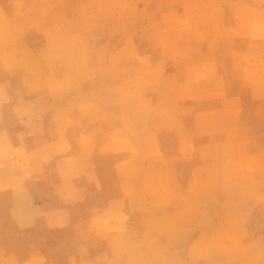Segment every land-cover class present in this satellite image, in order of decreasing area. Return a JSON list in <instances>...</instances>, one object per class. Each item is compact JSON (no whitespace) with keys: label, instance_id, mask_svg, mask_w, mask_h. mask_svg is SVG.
<instances>
[{"label":"crops","instance_id":"crops-1","mask_svg":"<svg viewBox=\"0 0 264 264\" xmlns=\"http://www.w3.org/2000/svg\"><path fill=\"white\" fill-rule=\"evenodd\" d=\"M81 1L0 0V264L177 256L179 213L221 191L206 152L247 129L264 144L258 0H221V40L164 42L145 21L88 23Z\"/></svg>","mask_w":264,"mask_h":264},{"label":"rangeland","instance_id":"rangeland-1","mask_svg":"<svg viewBox=\"0 0 264 264\" xmlns=\"http://www.w3.org/2000/svg\"><path fill=\"white\" fill-rule=\"evenodd\" d=\"M255 3L264 6V0ZM80 4L88 23L89 11L94 10L93 19L104 24L125 20L136 26L145 21L149 26L145 33L157 32L163 42L201 40L200 34L212 28L215 39L221 40V0H82ZM14 5L23 7L19 1ZM139 5L144 9L141 17L135 15ZM154 7L160 12L157 20ZM6 24L0 21L1 26ZM247 131L236 143L232 132L227 143L206 152L205 156H221V191H195L194 201H205L206 207L194 208L188 223L182 218L186 212L179 213L178 237L188 233L193 239L179 240L174 257L169 256L170 242H162L161 253L148 242L143 257L129 259L135 264H264V144H254Z\"/></svg>","mask_w":264,"mask_h":264}]
</instances>
